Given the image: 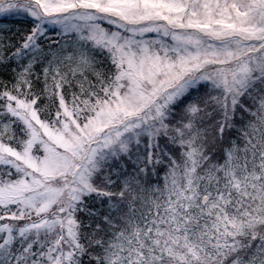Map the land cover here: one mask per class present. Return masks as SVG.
Segmentation results:
<instances>
[{"label":"snow or ice","instance_id":"1","mask_svg":"<svg viewBox=\"0 0 264 264\" xmlns=\"http://www.w3.org/2000/svg\"><path fill=\"white\" fill-rule=\"evenodd\" d=\"M0 264H264V0H0Z\"/></svg>","mask_w":264,"mask_h":264}]
</instances>
